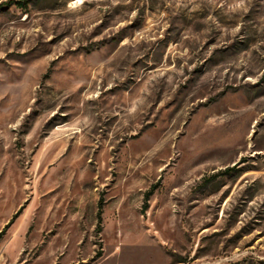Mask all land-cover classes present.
Here are the masks:
<instances>
[{
  "label": "rangeland",
  "instance_id": "1",
  "mask_svg": "<svg viewBox=\"0 0 264 264\" xmlns=\"http://www.w3.org/2000/svg\"><path fill=\"white\" fill-rule=\"evenodd\" d=\"M19 210L0 264H264V0H0Z\"/></svg>",
  "mask_w": 264,
  "mask_h": 264
},
{
  "label": "trees",
  "instance_id": "2",
  "mask_svg": "<svg viewBox=\"0 0 264 264\" xmlns=\"http://www.w3.org/2000/svg\"><path fill=\"white\" fill-rule=\"evenodd\" d=\"M27 3V1H24L23 4ZM19 6H21V3H17ZM102 205L103 201L102 199H99L98 201V210H97V230L100 229V224H101V212H102ZM20 210L16 212L12 218L10 219L9 223L5 225V227L0 231V238L3 236L5 230L8 228V226L17 218L19 215Z\"/></svg>",
  "mask_w": 264,
  "mask_h": 264
},
{
  "label": "bare ground",
  "instance_id": "3",
  "mask_svg": "<svg viewBox=\"0 0 264 264\" xmlns=\"http://www.w3.org/2000/svg\"><path fill=\"white\" fill-rule=\"evenodd\" d=\"M78 2V1H77Z\"/></svg>",
  "mask_w": 264,
  "mask_h": 264
}]
</instances>
